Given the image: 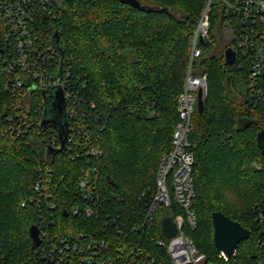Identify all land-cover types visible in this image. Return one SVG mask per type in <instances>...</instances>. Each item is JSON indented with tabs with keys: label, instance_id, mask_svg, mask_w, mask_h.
<instances>
[{
	"label": "trees",
	"instance_id": "trees-1",
	"mask_svg": "<svg viewBox=\"0 0 264 264\" xmlns=\"http://www.w3.org/2000/svg\"><path fill=\"white\" fill-rule=\"evenodd\" d=\"M140 1L141 7L123 0H51L54 16L35 15L41 40L49 31L53 43L58 32L64 68L87 83L81 103L90 104L91 145L99 146L100 156L79 149L50 155L45 149L55 134L40 125L50 93L18 98L7 89L0 15V255L5 264H55L42 259L43 252L63 239L90 236L104 239L112 251L117 244L135 245L155 264H171L158 245L164 239L161 220L181 209L175 203L160 207L153 219L147 211L161 155L171 148L179 121L178 96L208 0ZM237 1L212 0L209 39L201 42L202 55L193 63L194 74L208 75V88L204 112L195 107L189 134L197 227L186 233L208 261L217 260L212 214L220 211L251 232L227 264H256L264 252V77L254 89L250 63L240 53L233 65L225 62V50L237 49L244 30L240 11L231 6ZM223 36L229 39L219 56L216 43ZM25 115L39 121L26 135L18 134ZM88 166L96 176L93 201L87 202L96 211L92 218L72 214V207L84 206L77 185ZM49 167L56 185L51 211L29 200ZM42 214L47 235L38 247L30 227L40 225ZM110 214H117L122 233Z\"/></svg>",
	"mask_w": 264,
	"mask_h": 264
},
{
	"label": "built area",
	"instance_id": "built-area-1",
	"mask_svg": "<svg viewBox=\"0 0 264 264\" xmlns=\"http://www.w3.org/2000/svg\"><path fill=\"white\" fill-rule=\"evenodd\" d=\"M211 2L212 0H208L193 34L184 87L178 96L179 121L172 134L171 148L161 155L156 173L155 192L147 211V217L153 219L156 210L160 207L169 208L175 203L181 209V213L171 216L176 223L177 234L171 238L162 234L164 239L158 241V245L165 248L171 264H207L208 262L206 254L198 249L186 230L197 227V215L192 208L196 196L193 176L195 156L191 150L189 134L198 93L202 91L206 95L208 88V75L194 74L193 63L202 55L200 38L204 41L209 39ZM237 2L239 3L237 6L233 4L231 6L240 11L244 30L239 34L238 47L235 50L237 58L240 53L250 63V78L253 81L252 87L255 89L257 80L264 77V0H238ZM38 11L45 13L47 17L54 16L57 12L51 0H0V15L5 29L4 41L8 49L5 57V72L10 76V82L7 89L19 98V96L28 97L33 93L46 95L53 87L60 85L64 90L69 128L66 138L67 149L70 151L79 149L84 155L100 156L102 150L99 146L91 145L95 135L90 129V104L85 107L81 103L86 98L84 94L87 93V83L82 81L79 75H73L64 68L62 49L51 42L49 31L45 39L41 40L34 24ZM60 68H62L61 78L59 77ZM22 106L20 102L19 107ZM22 114L23 112L20 115ZM34 120L39 121V118ZM35 121L28 119V115H25L19 119L22 125H19L16 131L18 134L26 135ZM25 125L28 128H24ZM41 127L45 126L41 125ZM49 129L55 134L49 136L45 149L60 148L58 132L51 127ZM84 172L77 187L85 203L82 207H72V214H83L92 218L96 211L87 202L93 201L92 186L94 188L96 176L93 171H90V166ZM51 174L52 170L49 167L48 175L36 182L35 194L29 199L30 202H35L39 207L43 205L50 211L55 208V203L50 199L54 197L56 190ZM43 217L42 214L40 225H37L42 241V236L47 235L42 231ZM108 217L116 224L117 231L122 233V223L117 214H110ZM108 247L104 239L97 237L90 236L75 240L66 238L61 241L60 246L53 245L47 252H43L41 258L55 264H155L153 258H149L135 245L131 249L124 244H117L113 251ZM236 251L231 257L220 251L215 264H227ZM37 262L40 264L39 260ZM5 263V256L0 255V264ZM256 264H264V252L256 260Z\"/></svg>",
	"mask_w": 264,
	"mask_h": 264
},
{
	"label": "water",
	"instance_id": "water-1",
	"mask_svg": "<svg viewBox=\"0 0 264 264\" xmlns=\"http://www.w3.org/2000/svg\"><path fill=\"white\" fill-rule=\"evenodd\" d=\"M124 2L134 6L141 7L142 3L140 0H123ZM200 42H204L200 38ZM53 44L61 48L60 36L58 32L53 35ZM225 62L227 65H233L237 61V51L228 47L224 53ZM62 76V68H60L59 77ZM206 95L202 91L198 93L197 108L200 113L204 112L205 104L204 101ZM44 118L41 122L42 126L47 124H53L58 132V136L61 142L60 148H50L48 152L53 155L55 152H62L66 150V138L69 134L68 122L66 119V102L64 90L60 85L53 87L50 94L46 96ZM212 222L214 227V245L220 251H223L228 257H231L240 242L250 237V230L241 225L238 221L233 220L229 216H226L220 211H215L212 214ZM162 234L171 238L177 234V226L171 216H165L161 220ZM30 236L32 238L33 246H39L42 243L40 236V229L37 225L30 227Z\"/></svg>",
	"mask_w": 264,
	"mask_h": 264
},
{
	"label": "rangeland",
	"instance_id": "rangeland-1",
	"mask_svg": "<svg viewBox=\"0 0 264 264\" xmlns=\"http://www.w3.org/2000/svg\"><path fill=\"white\" fill-rule=\"evenodd\" d=\"M63 1L64 0H56V2L57 3H63ZM204 11V10H203ZM228 36H223V37H219V38H217V43H216V46H217V54L219 55V56H221L222 55V53H223V48L225 47V45H226V43L228 42ZM66 149H67V147H66ZM207 264H215V260L213 259V258H211V259H209V261L207 262Z\"/></svg>",
	"mask_w": 264,
	"mask_h": 264
},
{
	"label": "flooded vegetation",
	"instance_id": "flooded-vegetation-1",
	"mask_svg": "<svg viewBox=\"0 0 264 264\" xmlns=\"http://www.w3.org/2000/svg\"><path fill=\"white\" fill-rule=\"evenodd\" d=\"M44 116V115H43ZM68 122V121H67ZM51 127V128H53L54 130H56L57 131V129H56V127L53 125V124H47V125H45V127Z\"/></svg>",
	"mask_w": 264,
	"mask_h": 264
}]
</instances>
